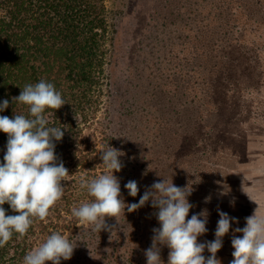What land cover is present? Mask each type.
<instances>
[{
	"label": "trees",
	"instance_id": "16d2710c",
	"mask_svg": "<svg viewBox=\"0 0 264 264\" xmlns=\"http://www.w3.org/2000/svg\"><path fill=\"white\" fill-rule=\"evenodd\" d=\"M134 1L148 21L125 35L141 32L135 48L122 40L109 0H0V104L9 101L0 115L27 116L28 107L12 98L26 84L53 83L66 104L46 110L48 126L64 129L63 139L54 141L55 152L57 163L69 170L62 182L64 196L50 217L36 220L23 237L14 233L0 248V264H23L24 256L54 232L77 246L61 264H147L145 251L152 245L153 229L160 227L151 202L134 212L125 209L119 223L106 218L115 226L112 232L85 231L72 214L73 208L93 200L80 187V178L107 171L100 154L106 145L124 153L122 134L136 146L149 147L142 157L148 176L157 163L159 181L191 185L188 218L208 213V231L198 242L215 238L220 212L205 197L215 193L218 181L231 183V172L237 171L231 162L241 161L235 149L238 125L264 122V0ZM137 50L147 51V59L135 65L144 98L138 106L139 127L132 121L129 132L117 123L120 101L124 113H132L116 71L123 65V76L133 80L129 61ZM7 140L0 132V163ZM120 160L122 170L114 174L121 198L131 204L135 197L124 185L132 178H123L129 167L123 155ZM173 166L182 171L181 182L169 175ZM3 207L7 215L18 214L8 204ZM169 252L161 247L164 264Z\"/></svg>",
	"mask_w": 264,
	"mask_h": 264
},
{
	"label": "clouds",
	"instance_id": "9594fccd",
	"mask_svg": "<svg viewBox=\"0 0 264 264\" xmlns=\"http://www.w3.org/2000/svg\"><path fill=\"white\" fill-rule=\"evenodd\" d=\"M12 100L15 104L26 105L28 115L15 113L13 118L0 115V132L8 137L4 162L0 163V248L7 245L14 233L18 234L17 238L23 237L36 220L46 221L50 217L64 196L62 182L69 176L63 162L57 163L54 143L63 139L64 129L49 127L46 114V110H59L66 104L62 94L53 83L40 80L26 84L20 95ZM8 107L9 101L5 99L0 104V112ZM121 155L120 150L106 145L100 159L107 171L93 179L80 178V187L93 200L73 208L77 226H82L85 231L112 232L115 226L110 227L106 218H115L119 223L125 209L134 212L151 202L160 227L153 229L152 245L145 251L147 264H164L160 254L162 246L170 249L167 264H222L217 253L236 218L221 211L215 239L198 242V238L208 231L207 210L192 214L189 219L193 207L188 200L192 194L191 185L178 187L166 178L154 182L138 203L126 204L121 198L119 178L114 174L122 170ZM124 187L130 196L138 195L135 180L128 181ZM5 204L18 214L7 215ZM234 233L243 235L234 234L232 237L234 259L230 264H264V214L259 212V207L246 218V226L235 228ZM76 247L64 235L54 232L24 256L23 264H46L49 261L61 264L62 259L72 258ZM205 249L211 253L207 258L203 254Z\"/></svg>",
	"mask_w": 264,
	"mask_h": 264
},
{
	"label": "rangeland",
	"instance_id": "374dc122",
	"mask_svg": "<svg viewBox=\"0 0 264 264\" xmlns=\"http://www.w3.org/2000/svg\"><path fill=\"white\" fill-rule=\"evenodd\" d=\"M108 4L113 10L115 18L114 21L116 25L122 31V40H130L129 43L135 48L140 43V39H143L141 38V32L136 31V33H134L135 36L125 35L128 34L129 30H132L137 26L140 28L141 26L148 24L147 18H141L140 8L134 0H109ZM146 53V50L142 52L137 50L133 55L134 59L129 61L130 67L134 68L132 69L134 74L132 76L133 80L130 78L129 81L128 76H123V65H120L121 67L116 71V79L118 78L119 82H121L120 84L124 86V89L121 90L122 94H129L128 97L130 100L128 102V106H130L129 110L131 109L130 111L132 113L130 114L129 112V115L127 112L124 113L122 103L120 101L118 104H116L117 111H119V114L121 115L119 116L120 118L117 120V123L125 124L122 127L129 132H132V128L130 127L132 121H134L135 127H139V123L137 124V117L139 115L138 106L140 107L143 104L144 89L137 87L139 85L141 74H139L138 77V71L136 72L135 65L138 60L141 59L142 61L147 59ZM123 113L125 114V118L128 119L124 120L122 116ZM121 133H123L122 128ZM234 133L238 136L235 149L241 154V161L231 163L232 166H236L237 171L231 172V183H227V178L224 179L226 182L218 181V184L215 185V193H211L212 195L210 194L205 197V201L216 205V212L219 213L221 210H224L222 212L227 213L230 217L236 218L232 221L231 229L225 236L226 244L217 253V256L222 257V264H230V262L234 259L232 256L234 251L232 246L233 235L235 234L240 237L243 235L242 233H234V229L237 227H245L246 218L252 216L258 207L259 212L264 214V122H262L260 125H245L240 123L238 125V130ZM133 136H138V134L136 133ZM121 138L123 140L122 146L124 148L123 162L124 165L129 167L127 171H125L123 178H132L128 179L126 183L130 180H135L138 183V195L135 197V200L131 202L138 203L144 192L148 190L154 182L160 180L159 177L161 174L155 171V166L157 163L151 167L149 176L147 175L145 168L142 167V164H144L142 157L147 154L145 151L149 149L148 146H136L131 143L134 141L130 140L131 138L126 137L124 134H122ZM135 142H137V140ZM136 147L140 148V150L136 151ZM139 156H141V158ZM169 170L171 171L169 175H172L175 180L181 182L179 176L181 175L182 171L174 168V166ZM123 180L125 181V179ZM243 188L258 204L250 199L249 195L243 190ZM229 205H233L235 207H231L230 212H225L226 207ZM217 222L218 220L215 222L216 228ZM214 239L215 238H213L212 241ZM206 252H208L207 249H205L204 253ZM207 254H204V256L206 257Z\"/></svg>",
	"mask_w": 264,
	"mask_h": 264
}]
</instances>
